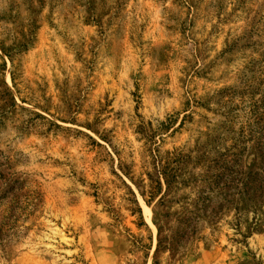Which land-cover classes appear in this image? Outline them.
<instances>
[{
  "label": "rangeland",
  "instance_id": "1",
  "mask_svg": "<svg viewBox=\"0 0 264 264\" xmlns=\"http://www.w3.org/2000/svg\"><path fill=\"white\" fill-rule=\"evenodd\" d=\"M263 160L264 0H0V264H264Z\"/></svg>",
  "mask_w": 264,
  "mask_h": 264
},
{
  "label": "trees",
  "instance_id": "2",
  "mask_svg": "<svg viewBox=\"0 0 264 264\" xmlns=\"http://www.w3.org/2000/svg\"><path fill=\"white\" fill-rule=\"evenodd\" d=\"M179 156H181V155L180 154L175 155V157H179ZM258 167L260 169L259 171H262V173L264 175V160L260 164V166H258ZM255 168H257V166H255ZM257 170H256V172H257ZM164 182H165L166 189L168 190V184L166 183V180ZM152 184L150 186V190H155V188L152 187ZM154 185H156V189H159V183L158 182L154 183ZM0 191H1L0 205L3 201H6V199L8 200L7 204H6V202H4L2 204V208L0 210V236H1V232L6 233V231L9 232L10 230H12L14 228L15 224L18 222L19 216L23 212L16 205L20 198H19V194L17 192H15L13 190V188L11 187L10 181L4 180V178H0ZM147 195H150V194L147 193ZM149 197H151V196H149ZM131 213L133 215L136 214L138 216L139 223L137 224V226L138 227L144 226L142 218H141V212H140V209L138 208L137 205H136L135 210H132ZM157 231H158V233H157V244H156V250H155L154 257L160 251L161 244H162L161 228L158 227Z\"/></svg>",
  "mask_w": 264,
  "mask_h": 264
}]
</instances>
